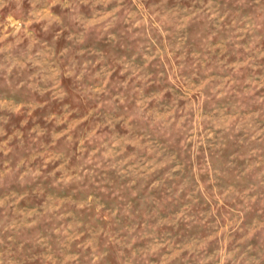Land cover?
<instances>
[{
  "label": "rangeland",
  "instance_id": "1",
  "mask_svg": "<svg viewBox=\"0 0 264 264\" xmlns=\"http://www.w3.org/2000/svg\"><path fill=\"white\" fill-rule=\"evenodd\" d=\"M0 264H264V0H0Z\"/></svg>",
  "mask_w": 264,
  "mask_h": 264
}]
</instances>
